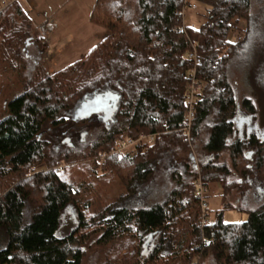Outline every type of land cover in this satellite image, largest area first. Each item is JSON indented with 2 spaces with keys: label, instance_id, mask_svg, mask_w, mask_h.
<instances>
[{
  "label": "trees",
  "instance_id": "trees-1",
  "mask_svg": "<svg viewBox=\"0 0 264 264\" xmlns=\"http://www.w3.org/2000/svg\"><path fill=\"white\" fill-rule=\"evenodd\" d=\"M194 1L202 22L184 34L176 31L184 0H95L89 22L106 36L54 74L41 59L45 40L34 35L21 6L13 1L0 10V75L8 73L19 85L0 116V264H81L89 235L107 247L101 264H264V200L252 209L227 202L233 191L241 202L264 187V130L238 135L239 107L256 115V106L249 99L238 104L236 82L229 79L230 62L242 59L243 50L248 58L242 66L255 67L264 85V0ZM241 23V36L232 41ZM190 42L201 58L203 90L187 137ZM105 93L116 96L108 118L73 120L82 102ZM78 125L97 130L89 145L54 149L56 139L42 137L46 127L56 136ZM140 134L155 138L134 147L136 159L129 157L132 150L97 162L118 141ZM193 148L209 157L197 173L187 163ZM163 161L174 164L164 199L133 204ZM123 166L129 176L120 174ZM104 173H113L124 193L99 205ZM198 174L209 193L217 186L223 191L222 207L209 213L206 226L195 199ZM68 206L76 223L61 236ZM227 208L243 211L246 220L225 224Z\"/></svg>",
  "mask_w": 264,
  "mask_h": 264
},
{
  "label": "rangeland",
  "instance_id": "rangeland-1",
  "mask_svg": "<svg viewBox=\"0 0 264 264\" xmlns=\"http://www.w3.org/2000/svg\"><path fill=\"white\" fill-rule=\"evenodd\" d=\"M65 0H61V3H63ZM75 1V0H74ZM86 1V0H84ZM76 2V1H75ZM72 3V1H71ZM261 5V4H258ZM75 6V5H74ZM79 4H76V7H78ZM60 13V12H59ZM62 13L65 12H61ZM60 15V17H61ZM200 15V8H196L194 11H186L184 13V17L182 18V21L184 22L185 26L192 28V29H197L200 23L202 22ZM58 19L59 16H58ZM75 22H73L70 25V28L72 31L77 30L78 26L75 28ZM243 27L242 24L238 25V28L241 29ZM264 28V26H263ZM104 31V30H103ZM238 30H235L232 34H235V36L232 39V41L235 40V38H239L241 35L238 33ZM38 35V32H35ZM92 35V34H91ZM96 35V34H95ZM232 36V35H231ZM46 38V35L44 33H41V39L44 41ZM88 43V42H87ZM86 43V44H87ZM33 48V47H32ZM31 50V49H30ZM31 51H34L32 49ZM46 52L42 55V61L45 63L46 68L49 70V62H48V56H46ZM241 58L242 59H234V61L230 62V71H229V79L231 82H236V101L238 104H240L244 99H249L252 100L256 106V126L258 128H264V85L263 87H260V84L257 82L261 80L262 78H258L256 68L254 67L252 72H249L247 68H252L253 66L249 65L246 68L243 66L247 64V58L246 56L247 51H240ZM251 57V55H249ZM252 58L256 60L258 57L257 53L252 54ZM41 62V61H40ZM243 65V66H242ZM55 69V68H54ZM54 74V73H51ZM259 83H261L259 81ZM235 85V84H234ZM19 90V85L15 81L14 77H9L8 73H5L4 75H0V116L2 117L6 112L5 105L6 103L11 100L15 95L16 92ZM47 128V127H46ZM44 128L42 137L47 140H55L57 144H55L54 149H58V147L64 148L66 146L65 143L69 144L71 148H80L84 147L86 145H89L96 137V134L98 133L97 130L94 128H88L84 129L81 125H78L75 127L76 130L71 132L70 134L66 135V130L63 132L61 131L60 133H57L56 136H54V133L50 129ZM74 127H71L70 129H73ZM78 130V131H77ZM70 135V136H69ZM134 139V138H133ZM53 140V141H54ZM191 144V143H190ZM57 145V146H56ZM138 145V144H136ZM135 147V146H134ZM134 147L131 148L130 151L134 150ZM61 148V149H62ZM145 150V149H144ZM138 155V149L134 150L129 157L136 159ZM204 156H207L204 154L202 151H200L197 148H193L190 152L189 159L187 163L191 167H194L196 169L195 173L198 171V167L202 165V159L205 158ZM100 155L98 156L97 162H103L104 160H101ZM208 157V156H207ZM182 157H180L179 160H181ZM85 160V159H84ZM83 162L87 163L86 160ZM222 161V159H221ZM81 161H76L75 166L78 167L82 165L79 163ZM169 164H173V162H162L154 171L153 175L149 179V181L143 185L140 189V195L137 196V198L132 201L133 204H142L143 205H150L153 202H158L162 201L170 188L172 187V182L169 178V173H168V167ZM174 165V164H173ZM177 167V166H176ZM125 167H121L119 169L120 174L129 176L130 175V170L124 169ZM43 169V167H42ZM34 169H31L30 172L28 173L27 177H30L33 174ZM106 176L102 177V187L99 188L97 187L98 191H100V194L103 195L102 201L98 200V204L100 205H106L108 203H112L119 195L120 193H124L123 187H122V182L113 174V173H104ZM120 182V183H119ZM125 182V181H123ZM122 187V188H121ZM146 189V191H145ZM218 188L216 187L215 190H211L210 193L208 192L207 195L210 199H208V206H209V213H214L219 211L220 208V197L217 196V190ZM258 187L253 190L255 195L258 193ZM208 191V189H207ZM98 193V192H97ZM251 193V192H250ZM230 195L227 198V202L234 207L236 206L241 208L240 205L246 209L249 208H254L256 206L255 202L249 201V196L246 197L243 201L241 202H236L237 201V195L233 191L229 193ZM97 197V195L94 196V198ZM207 197V198H208ZM100 198V195H99ZM140 202V203H139ZM240 204V205H239ZM230 205V206H231ZM246 220V215L243 211H239L236 209H230L227 208L224 213H223V222L225 224H232V223H241ZM76 223V212L72 206H68L62 215V223H61V228H60V235L63 236L67 234L70 230L73 229V226ZM96 241V236L95 235H89V237L85 240V243L82 245L83 249V259L81 264H101L103 261L104 255L106 253L107 247H102V246H97L95 244Z\"/></svg>",
  "mask_w": 264,
  "mask_h": 264
},
{
  "label": "crops",
  "instance_id": "crops-1",
  "mask_svg": "<svg viewBox=\"0 0 264 264\" xmlns=\"http://www.w3.org/2000/svg\"><path fill=\"white\" fill-rule=\"evenodd\" d=\"M13 1H16L21 6L34 29L38 32L39 37H41V33L46 35L44 40L50 74L71 65L81 56L86 55L106 36L104 29L89 22V15L95 0H75L76 2L74 0H65L63 3H61V0H8V4ZM76 4H79V6L76 7ZM61 12L65 13L61 15ZM58 16L60 19H58ZM73 22H75V28L78 26L75 31L70 28ZM241 24L243 27L241 29L237 28L240 32H238L239 34L244 29V23ZM234 36L235 34H232L231 38ZM255 116L257 117V115H249L239 107L234 119L235 128L239 136L242 137L244 134L251 133L260 134L264 130V128L256 126ZM204 157L202 164L207 162L209 158L207 156ZM217 188L216 191L217 196L220 197L221 208L223 191L219 186ZM258 188L257 195L253 192L255 188L247 195V197L249 196V201L256 203L255 207L264 200V187L260 186ZM208 199L210 198L208 197Z\"/></svg>",
  "mask_w": 264,
  "mask_h": 264
},
{
  "label": "built area",
  "instance_id": "built-area-1",
  "mask_svg": "<svg viewBox=\"0 0 264 264\" xmlns=\"http://www.w3.org/2000/svg\"><path fill=\"white\" fill-rule=\"evenodd\" d=\"M8 5V0H2L0 2V10L5 8ZM197 8L196 2L194 0H184L183 8L180 13L181 17H184L185 10L194 11ZM187 26H185L182 21V26L179 28L181 33H186ZM185 58L191 63V69L188 75V85L186 89V93L184 96V121L185 126L183 128V133L188 137L191 132V125L195 118V107L197 102L199 101L202 90L203 83L197 76V70L199 65L201 64V58L197 51V46L195 43L190 42V47L185 55ZM154 135H145L140 134L136 138H126L124 140L118 141L115 145L109 148L106 152L100 154V159L105 160L108 157H115L118 159H122L136 144H142L149 146L154 142ZM195 186V199L197 201L198 210L201 216V224L206 226L209 224L210 215H209V206H208V198H207V188L203 184L200 175L198 174L196 179L194 180ZM195 264V263H193Z\"/></svg>",
  "mask_w": 264,
  "mask_h": 264
},
{
  "label": "water",
  "instance_id": "water-1",
  "mask_svg": "<svg viewBox=\"0 0 264 264\" xmlns=\"http://www.w3.org/2000/svg\"><path fill=\"white\" fill-rule=\"evenodd\" d=\"M116 96L110 93L97 95L94 98L85 100L74 111L73 120L88 119L96 116L99 112L105 114V119L109 117L113 111Z\"/></svg>",
  "mask_w": 264,
  "mask_h": 264
},
{
  "label": "flooded vegetation",
  "instance_id": "flooded-vegetation-1",
  "mask_svg": "<svg viewBox=\"0 0 264 264\" xmlns=\"http://www.w3.org/2000/svg\"><path fill=\"white\" fill-rule=\"evenodd\" d=\"M102 113H98L97 115H96V117H98L99 115H101ZM103 116H104V118H105V114H102Z\"/></svg>",
  "mask_w": 264,
  "mask_h": 264
}]
</instances>
